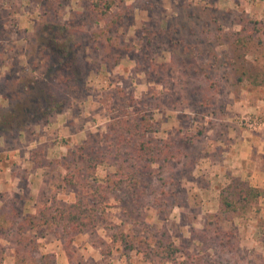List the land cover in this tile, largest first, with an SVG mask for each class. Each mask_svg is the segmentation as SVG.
Returning <instances> with one entry per match:
<instances>
[{
	"label": "rangeland",
	"instance_id": "rangeland-1",
	"mask_svg": "<svg viewBox=\"0 0 264 264\" xmlns=\"http://www.w3.org/2000/svg\"><path fill=\"white\" fill-rule=\"evenodd\" d=\"M2 1L0 76L12 67L35 74L24 52L42 8L36 0ZM93 1L63 0L60 10L63 21L75 20L72 28L85 32L74 38L84 41L79 52L89 73L85 90L69 98L66 110L50 121L8 141L0 139V208L15 201L22 216L76 201L98 208L96 226L80 234L68 233L63 225L30 230L40 250L53 254V264H159L164 247L175 250L167 264H264V197L240 213L217 215L220 201L194 185L200 182L195 169L207 161L203 157L221 131L217 118L226 117V105L240 101L234 122L242 130L253 135L264 129V112L254 107L264 98V83H234L233 71L223 66V58L242 53L228 34L242 28L241 17L264 20V0H236L237 5L235 0H125L113 6L124 16L116 30L107 32L110 40L99 38L102 44L91 33L104 27L106 18L92 15ZM202 6L205 17L190 16ZM162 19L178 31L160 30ZM194 27L199 30L189 31ZM109 43L120 61L102 72L99 61ZM251 60L240 58L238 66L252 69ZM207 73L218 76L217 87H209ZM136 140H150L159 152L171 145L179 154L164 161L161 153L152 162L139 157ZM88 141L101 149L97 155L108 158L97 168L93 186L80 171L74 184H67L64 177L71 173L61 164L35 165L38 155L45 161L61 159ZM148 163L143 174L131 166ZM2 243L0 264H15V246Z\"/></svg>",
	"mask_w": 264,
	"mask_h": 264
},
{
	"label": "trees",
	"instance_id": "trees-1",
	"mask_svg": "<svg viewBox=\"0 0 264 264\" xmlns=\"http://www.w3.org/2000/svg\"><path fill=\"white\" fill-rule=\"evenodd\" d=\"M41 6L43 14L34 21L35 31L24 52L28 61L32 63V69L37 71L19 72L20 68L12 67L9 74L0 76V139L8 141L16 134L21 136L28 130L41 123L50 121L55 115L64 112L68 106V99L79 95L85 90L89 73L87 65L81 63L82 56L80 49L84 41L74 39L76 34H85L83 31L72 28L75 20H64L61 18V7L63 0H36ZM125 0H95L92 3V15L94 12L100 19L106 18V25L95 29L91 36L94 40H100L107 32L116 30L119 22L124 16L121 11L114 12V5H122ZM1 7H6L5 1L0 0ZM130 8L126 6L125 9ZM124 9L125 12H127ZM242 18V17H241ZM242 28L228 34V41L241 48L242 53L231 55L228 59L223 58V66L230 67L233 71L234 83L248 82L254 85L264 83V20L242 18ZM98 21V19L96 20ZM108 36V35H107ZM105 37L110 40V37ZM109 43L106 56L99 61V71L110 72L113 66H118L120 55L112 53ZM97 46V45H96ZM93 48H96L95 45ZM252 56L254 69L245 64L238 66V59ZM222 60V59H221ZM220 60V61H221ZM250 60V59H247ZM113 62V65H111ZM211 68H215L212 64ZM25 70L26 68H21ZM236 72V75H235ZM226 73V72H224ZM231 72L226 74L231 78ZM204 78L210 82L209 87L215 88L218 85V76L207 73ZM211 98L206 100L210 103ZM146 130V129H145ZM144 135L143 133L139 136ZM126 135L120 137L125 140ZM129 140V139H128ZM140 158L147 156L148 160L157 162L156 156L163 154L164 161H169L179 150H174L171 145L163 151H155L149 144L150 140H136L134 143ZM101 149L95 141H88L83 145L71 149L61 159L45 161L43 156L35 157L37 167L53 164H61L71 175L67 174L64 181L67 184H74V180L86 174L88 184L94 185L98 180L96 177L97 168L108 161L104 155H97ZM146 151L148 153H146ZM155 151V152H154ZM160 160V158H158ZM133 170L139 173L148 171L150 163L144 166L131 164ZM77 170V172H76ZM86 171L83 173L82 171ZM76 176V177H75ZM133 179V175H131ZM110 176L107 175V180ZM124 179H115V184H120ZM134 184L133 182H131ZM164 192V191H162ZM168 196V195H167ZM264 197V191L258 186L251 185L248 181L233 179L228 185L220 190V209L217 213H240L242 210L254 206ZM16 202L13 201L7 206L0 208V250L4 249L3 240L9 241L15 246V264H53V254L40 250V243L36 236L30 234V230L39 226L63 225L68 233L78 234L92 229L96 226L98 208L95 205H84L76 201L66 207L45 205L37 213L22 216L16 209ZM70 228V229H69ZM227 235V233H225ZM221 236V234L219 233ZM223 243L226 244L225 241ZM175 250L164 247V259L159 264H167Z\"/></svg>",
	"mask_w": 264,
	"mask_h": 264
},
{
	"label": "crops",
	"instance_id": "crops-1",
	"mask_svg": "<svg viewBox=\"0 0 264 264\" xmlns=\"http://www.w3.org/2000/svg\"><path fill=\"white\" fill-rule=\"evenodd\" d=\"M197 1V0H196ZM220 2V0H217ZM208 3V2H207ZM237 5V1H234ZM202 10H198L190 13V16L200 19L206 16V10L201 7ZM176 14V13H174ZM206 23L204 28H209ZM161 29L163 32L170 30L168 22L161 20ZM196 27L190 29L192 33L198 31ZM172 32L178 31V29H171ZM170 39L164 41L165 45ZM181 43V40L175 41ZM177 45V44H176ZM180 46V45H179ZM163 52L172 56V51L164 46ZM184 47L183 45L181 46ZM4 65H1V67ZM6 68V67H3ZM240 101L235 100V104H229L225 106L226 117L218 119L222 122L219 127L221 131L219 135L211 139L210 147L208 149L205 163L195 171L198 172V179L202 183L201 177H204V183H195L199 190L213 193L209 196L212 201H219L220 187L222 184L229 183L233 179H242L249 181L251 185L258 186L264 189V129L255 132L250 135L245 130H242L237 123L234 122L236 112L241 110ZM257 107L260 111L264 112V98H261L254 107ZM264 114V113H263ZM61 115L57 116L58 120ZM213 128V127H211ZM214 129V128H213ZM81 132L80 130L76 133ZM202 159V158H201ZM202 162V161H201ZM200 162V164H201ZM205 166H204V165Z\"/></svg>",
	"mask_w": 264,
	"mask_h": 264
},
{
	"label": "built area",
	"instance_id": "built-area-1",
	"mask_svg": "<svg viewBox=\"0 0 264 264\" xmlns=\"http://www.w3.org/2000/svg\"><path fill=\"white\" fill-rule=\"evenodd\" d=\"M251 125H253V123H251Z\"/></svg>",
	"mask_w": 264,
	"mask_h": 264
}]
</instances>
